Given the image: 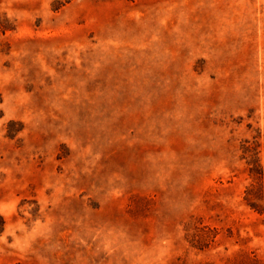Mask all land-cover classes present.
I'll return each instance as SVG.
<instances>
[{
  "label": "rangeland",
  "instance_id": "rangeland-1",
  "mask_svg": "<svg viewBox=\"0 0 264 264\" xmlns=\"http://www.w3.org/2000/svg\"><path fill=\"white\" fill-rule=\"evenodd\" d=\"M264 0H0V264H264Z\"/></svg>",
  "mask_w": 264,
  "mask_h": 264
},
{
  "label": "trees",
  "instance_id": "trees-1",
  "mask_svg": "<svg viewBox=\"0 0 264 264\" xmlns=\"http://www.w3.org/2000/svg\"><path fill=\"white\" fill-rule=\"evenodd\" d=\"M241 152L240 159L245 162L244 172L249 180L243 201L252 211L264 214V162L258 157L256 144L245 141L241 145Z\"/></svg>",
  "mask_w": 264,
  "mask_h": 264
}]
</instances>
